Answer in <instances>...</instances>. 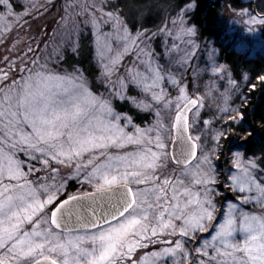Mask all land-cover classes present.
Masks as SVG:
<instances>
[{
	"label": "snow or ice",
	"instance_id": "obj_1",
	"mask_svg": "<svg viewBox=\"0 0 264 264\" xmlns=\"http://www.w3.org/2000/svg\"><path fill=\"white\" fill-rule=\"evenodd\" d=\"M0 5L7 15L13 14L9 0H0ZM194 8L192 0L180 9L177 39L196 35L195 25L184 26V16ZM242 13L248 15L246 9ZM106 15L113 32L103 39L98 34L97 21H92L100 68L96 81L105 91L94 89L84 70L75 64L71 72L63 75L29 70L31 74L22 81L14 80L0 88V264H159L165 257L177 254H183L185 264H194L184 244L196 232L206 231L217 211L213 157L219 159L229 130L239 131L245 142L258 135L252 116L240 107H231V97L226 93L222 94L223 105L219 106L216 120L231 121L227 129L210 128L213 121L204 120L199 134L193 135L195 122L190 121L189 113L198 117L204 98L190 95L187 83L171 68L155 60L152 51L139 48L137 42H143L142 36L149 39L145 36L147 30H137L133 36L118 9ZM245 23L264 24V19L250 16ZM109 35L124 42L123 49L115 55H109L113 51ZM79 49L78 41L71 43L73 55L79 56ZM133 52L144 70L133 66L121 75L123 58ZM53 57L54 62H59L67 58V52L57 46L48 59ZM190 58L186 55L178 63L184 67ZM41 67L47 69L46 64ZM224 70V65L211 69L213 74ZM196 77L194 72V82ZM5 80L7 74L0 77V83ZM258 80L264 82V75ZM165 82L178 93L171 116L175 146L171 154L162 135L166 125L161 109L155 107L162 104L164 109H172L173 99L167 98ZM229 83L236 85L231 79ZM251 87L255 89L256 84ZM133 88L136 94H130ZM116 100L127 105V110H118ZM132 110L154 111V124L141 128L134 122ZM259 123L264 129V116ZM129 128L132 131L126 130ZM206 134L211 135L212 147L198 154L199 142ZM128 146L136 150L122 155L110 151ZM228 150L236 169L228 177V186L233 192L255 193L241 195L240 202L254 200L264 208V178L258 180L256 175L257 169L264 171L258 163L264 161V153L245 157L243 151ZM73 163L76 175L82 168L91 169L85 180L95 191L57 202L63 184L57 187L59 169L53 165L71 167ZM166 169H170L168 174L164 173ZM41 172L45 175H39ZM32 175L35 181L29 179ZM84 199L93 204L106 201L108 207L98 214L95 207L80 204ZM85 211L90 218L83 214ZM215 229L211 240L196 248L199 256L214 264H264V214H250L229 204ZM237 234L243 238L236 240ZM153 238L169 246L137 259V250L148 246L145 241L155 242ZM209 248L213 249L211 254ZM200 264L205 261L202 259Z\"/></svg>",
	"mask_w": 264,
	"mask_h": 264
},
{
	"label": "rangeland",
	"instance_id": "obj_2",
	"mask_svg": "<svg viewBox=\"0 0 264 264\" xmlns=\"http://www.w3.org/2000/svg\"><path fill=\"white\" fill-rule=\"evenodd\" d=\"M244 6H240L237 10L226 11L223 10L224 19V48L230 49L235 55L244 58L252 59L258 63L264 62V24L245 23L249 20L250 16H257L258 19H264V0H245ZM12 5V15H7L4 6L0 5V77L7 74V80L0 83V88L4 84H12L15 81H22L32 72L35 71H55L58 74H65L66 72H60L55 68V58L48 59V55L53 52V49L57 46L70 47L71 43L78 41L81 35L88 38L89 58L93 67V77H88L92 86L96 87L100 92L105 89L99 85L96 81V76L99 74L100 68L96 58V34L95 29L92 26V21L95 19L99 25V35L102 39L105 34L113 32L112 22L108 21L106 13L115 12L119 10L121 17L127 22L132 35L135 36L136 31L145 32V36L149 39L141 37V41H138L139 48L150 50L153 53L154 59L160 64L171 68L184 83L188 85L189 94L192 96L201 95L204 98V107L200 110L202 112L214 111L215 121L214 125L210 128L220 129L223 125H228L231 121L225 123L223 120H216V116L219 111V106L223 105L224 96L227 94L231 97L229 104L231 107H243V98L239 97L241 91L252 90L249 85L252 84V79L249 75L242 76L240 86L229 83V80H233L225 69L223 72L213 74L211 69L213 66L219 67L220 63V51L216 49L212 42H205L198 38V30L194 37L183 36L177 39L181 29V22L178 18L180 9L184 7L179 6L176 0H10ZM36 4H41V8L45 9L39 18H36L35 24L26 21L22 29H18V23L22 21L26 14H31V9ZM246 9L248 15H244L242 10ZM192 10L188 11L184 16L186 21L185 27L193 26L188 20V14ZM173 20L176 23H173ZM163 29V31H161ZM197 29V28H196ZM43 34H47L43 37ZM108 43L111 44L113 51L109 55H115L117 51L123 49V41H118L114 36H107ZM188 40H192L193 43L189 44ZM175 46V47H174ZM137 49V51L139 50ZM194 52V55H191ZM33 53V54H32ZM190 55V61L188 65L181 67L178 61L182 57ZM143 59V56H141ZM201 63V65H200ZM47 65V69L42 68V65ZM122 67L120 68V74L123 75L126 68L138 66L141 71L144 70L143 65L140 64V60L137 59L135 52L127 55L123 58ZM263 70H264V65ZM187 68V71H184ZM71 72V71H69ZM197 74L195 82L193 80V73ZM15 74V75H14ZM264 75V72L261 73ZM248 79L245 80L244 77ZM259 81V80H258ZM257 81V82H258ZM165 91L168 93L169 99H173L172 109H164L163 105H156V108L161 109L162 118L166 125V129L162 130V135L167 144V151L169 153V147L171 144L172 133L171 129V116L174 115L175 96L178 94L177 90L167 82L163 85ZM238 89V90H237ZM210 93V94H209ZM130 94H136V89H131ZM0 93V98H2ZM241 98V99H240ZM240 99V100H239ZM246 102V101H245ZM118 110H127V105L121 104L119 100L114 101ZM131 114L135 117L139 116L144 119L142 124H137L141 128H148L154 124L156 119L155 112H137L132 110ZM199 114V115H200ZM206 120V119H204ZM199 120V116H195L193 113L190 117V121H194L193 135L199 134L202 129L203 121ZM132 131L131 128L126 129ZM154 136L155 133H152ZM201 147L198 148V154L203 151H208L212 147L213 141L211 135H202V139L199 142ZM224 143V142H223ZM234 145H225L224 150L220 153L219 159L213 157V162L216 168L217 183L213 185L215 192L213 193L214 204L216 205L215 219L209 224L208 228L204 232H196L195 236L191 240H187L184 244L185 249L190 253L189 261L194 264H200L203 259L205 264H214L209 262L207 257H201L195 251L200 247L204 241H210L212 235L215 234V225L223 220V214L227 210L229 204H235L238 210H243L250 214H264V208L254 200H250L248 203H241V195H255V193H238L228 186L230 181L228 177L236 172V169L232 164V155L228 150L242 151L239 147ZM135 146H128L124 149H111L113 154H124L126 152L134 151ZM252 156V155H251ZM259 156V155H256ZM21 159L25 157L20 154ZM246 157V156H245ZM248 157V156H247ZM85 156L84 160H87ZM35 163V162H33ZM260 163V161H258ZM196 161L192 162L194 168ZM261 164V163H260ZM39 167V165H36ZM53 167L59 169L57 174L56 184L57 187L62 183L63 188L57 196V202L60 199H64L75 193H67V189L70 185H74L81 189V192H92L94 188L85 180L87 173L91 170L81 169L80 174L76 175V165L73 163L71 167H65L62 165L54 164ZM172 167H175L174 165ZM262 167V166H261ZM27 165H25V170ZM170 169L164 170L165 174H168ZM39 175L43 176L45 173L41 172ZM258 180L264 178V172L256 170ZM29 179L35 181L36 176L32 175ZM51 183V181H48ZM133 187H136L133 185ZM193 190H197L193 187ZM30 227V226H27ZM178 237H162L160 239H172L175 240ZM236 240H241L243 237L239 234L235 237ZM155 242H148L147 247H143L137 250L135 257L149 256L150 253L159 251L165 245L159 242V239L153 238ZM209 253L213 252V249H208ZM149 259H151L149 257ZM159 264H185L183 260V254H177V256L165 257Z\"/></svg>",
	"mask_w": 264,
	"mask_h": 264
},
{
	"label": "trees",
	"instance_id": "obj_3",
	"mask_svg": "<svg viewBox=\"0 0 264 264\" xmlns=\"http://www.w3.org/2000/svg\"><path fill=\"white\" fill-rule=\"evenodd\" d=\"M176 1L178 2L179 6H183L185 3L192 2V0ZM245 3V0H195V8L190 14H188L187 18L192 25L196 26L198 30V38L205 42H212L216 46L215 48L220 51V63L225 66V69L228 70L231 78L236 81V85L240 86V82L242 80L241 77L244 75H249L252 79V84H256L255 89L241 91L238 95L239 97L243 98V100H245V97L247 98L245 100L246 102L243 101L244 108H242V111L245 112L246 115L252 116L253 127L258 134L256 139L245 142L244 136L239 134V131L233 132L229 130L228 138L224 140L225 145H228L227 147L237 144L235 146L239 147L247 157L251 155L260 156L262 153H264V135H262L264 134V129H262L259 123L260 118L264 116V82L258 81V77L261 76L262 72H264L262 66L264 65V62H262L260 65V63L257 61H253L252 59H244L235 55L230 49L225 50L223 36L226 27L224 30V19L222 15L224 8L227 12L237 10L240 6H244ZM36 5L37 6L31 9V14H26V17L18 23V29H22L21 26L24 25L25 21L27 24H35V19L41 16L45 9L41 8V4ZM42 35L45 37L47 34L42 33ZM262 35L264 38V33ZM77 40L80 46V55L75 56L71 53L70 47H63L67 52V58L59 61L58 64H55L54 66L60 72H69L72 71V65L75 64L76 66L82 68L89 78L93 77L94 71L89 58L90 56L88 54L89 50L87 49L88 38L81 35V37L79 39L77 38ZM252 84H250L249 87ZM94 88L96 87L94 86ZM193 113L190 114V117ZM204 119L212 120L214 122V111L211 110L205 113L202 112V115H199V120L201 122V120ZM135 121L137 124H142L144 119L142 117L136 116ZM212 125L214 124L212 123ZM221 127L227 129L228 125H223ZM232 127L235 128L236 126L233 124ZM260 163V166H262L261 168H264V161H260ZM259 171L261 170L259 169ZM67 193L82 192L81 189H78V187L70 185V188L67 189Z\"/></svg>",
	"mask_w": 264,
	"mask_h": 264
},
{
	"label": "water",
	"instance_id": "obj_4",
	"mask_svg": "<svg viewBox=\"0 0 264 264\" xmlns=\"http://www.w3.org/2000/svg\"><path fill=\"white\" fill-rule=\"evenodd\" d=\"M173 135H174V133H173ZM174 147L175 146L171 142V147H170V153L169 154L172 153V151L174 150ZM92 192H94V191H92ZM92 192H87V193H92ZM85 194L86 193H82L81 195L80 194H76V195L77 196H84ZM99 195L100 194H97V196H99ZM66 199H68V197L63 199V200H66ZM75 203L76 202H73V204H75ZM80 204L83 205L85 208H88L89 206L95 207L98 214H102L108 207V204H107L106 201H98L97 203L93 204V202L91 200H88V199H84V200L80 201ZM102 204H103V207H101ZM83 214L90 218V213L89 212L85 211ZM73 220H75V218H73Z\"/></svg>",
	"mask_w": 264,
	"mask_h": 264
}]
</instances>
